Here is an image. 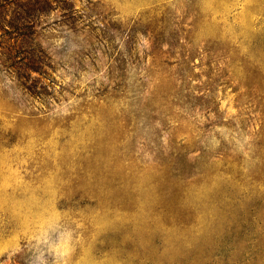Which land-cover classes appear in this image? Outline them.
<instances>
[{
  "label": "rangeland",
  "instance_id": "obj_1",
  "mask_svg": "<svg viewBox=\"0 0 264 264\" xmlns=\"http://www.w3.org/2000/svg\"><path fill=\"white\" fill-rule=\"evenodd\" d=\"M27 90L0 58V264H264V0H56Z\"/></svg>",
  "mask_w": 264,
  "mask_h": 264
},
{
  "label": "trees",
  "instance_id": "obj_2",
  "mask_svg": "<svg viewBox=\"0 0 264 264\" xmlns=\"http://www.w3.org/2000/svg\"><path fill=\"white\" fill-rule=\"evenodd\" d=\"M56 0H0V58L15 68L27 90L37 88L47 64L36 55L35 32L42 11Z\"/></svg>",
  "mask_w": 264,
  "mask_h": 264
}]
</instances>
